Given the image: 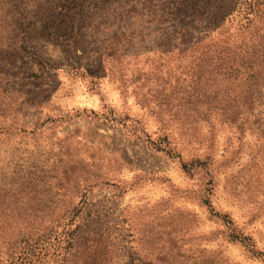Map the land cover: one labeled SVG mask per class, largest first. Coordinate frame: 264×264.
I'll use <instances>...</instances> for the list:
<instances>
[{
    "label": "rangeland",
    "instance_id": "374dc122",
    "mask_svg": "<svg viewBox=\"0 0 264 264\" xmlns=\"http://www.w3.org/2000/svg\"><path fill=\"white\" fill-rule=\"evenodd\" d=\"M21 1L38 16L29 51H0V264H264V99L237 102L239 134L201 43L246 34L247 0Z\"/></svg>",
    "mask_w": 264,
    "mask_h": 264
},
{
    "label": "trees",
    "instance_id": "16d2710c",
    "mask_svg": "<svg viewBox=\"0 0 264 264\" xmlns=\"http://www.w3.org/2000/svg\"><path fill=\"white\" fill-rule=\"evenodd\" d=\"M242 6L246 16L244 19L247 25L244 28L246 34L236 38L228 37L226 41H212L210 37L201 40L209 51L217 54L219 52L220 56H216V61L218 59L221 67L228 70L226 75L230 80L232 79L228 94L233 93L237 111L240 109L237 102L247 105L243 102L247 101L249 106H252L255 102H262L264 99V0H247ZM37 12L38 10L32 11V9L29 12L21 0H0V51L5 46L21 53L31 49L32 38H26L20 30L22 27L26 29L29 25L35 24L33 18L38 16ZM2 33H5L6 37H3ZM240 110L242 111L238 115H231L228 121L239 134H242L245 130L253 129V126L252 124L245 126L248 117L242 119L244 111L242 108ZM1 131L6 132V130ZM225 217L228 215L223 218ZM26 236L23 235V239L18 240L17 248L15 247L22 249L25 254L36 248V243L28 245V239L24 241ZM23 244L26 246H22ZM207 263L208 261L202 264Z\"/></svg>",
    "mask_w": 264,
    "mask_h": 264
}]
</instances>
